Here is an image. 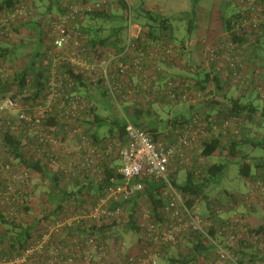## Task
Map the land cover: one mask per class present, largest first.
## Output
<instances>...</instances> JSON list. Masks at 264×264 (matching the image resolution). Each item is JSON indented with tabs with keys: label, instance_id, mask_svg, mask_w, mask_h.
Segmentation results:
<instances>
[{
	"label": "built area",
	"instance_id": "built-area-1",
	"mask_svg": "<svg viewBox=\"0 0 264 264\" xmlns=\"http://www.w3.org/2000/svg\"><path fill=\"white\" fill-rule=\"evenodd\" d=\"M112 1L64 0L61 12L42 15L27 0L0 7V48L16 49L23 45L22 39L33 43L18 62L0 55V212L28 223L34 221L30 214L37 216L36 221L47 214L34 210L37 199L32 193L38 175L28 164L98 186L107 179V166L115 169L108 180L111 185L88 207L65 204L57 216L40 225L26 248L14 251L3 246L0 264H158L173 248L188 252L185 245L192 242L209 248L197 258L198 264H264V217L252 225L238 212L240 206L259 207L264 216L261 173L246 179L245 195L227 203L211 200L206 218L188 206L186 195L171 179L187 169L199 179L208 166L200 155L203 145L216 139L225 145L242 139L256 121L228 107L222 113L200 110L184 126L171 125L172 136L161 135L155 141L135 126L126 110L161 100L175 108L210 104L219 97L216 79L228 92L231 86L238 88L239 97L264 98V68L255 56L264 46V0H236L238 9L230 24L223 23L221 30L203 37L199 56L189 59V77L173 71L185 63L176 44L164 35L147 38L130 5L122 51L101 47L93 52L79 23ZM242 38L250 43L240 46ZM33 61L44 73L40 91L36 72L24 83L16 77ZM67 70L81 76L93 92L96 88L106 91L107 103L124 125V136L95 139L86 131L85 120H93L89 113L99 102L78 92V83ZM196 72L209 76L205 90L190 79ZM4 135L23 142L26 163L13 158ZM149 183L160 187L162 204L158 211L141 204L134 217L137 239L129 252L127 241L111 234L121 223L130 222V205ZM26 207L32 210L25 213ZM227 211L235 215L223 218ZM0 230H4L1 224Z\"/></svg>",
	"mask_w": 264,
	"mask_h": 264
},
{
	"label": "trees",
	"instance_id": "trees-1",
	"mask_svg": "<svg viewBox=\"0 0 264 264\" xmlns=\"http://www.w3.org/2000/svg\"><path fill=\"white\" fill-rule=\"evenodd\" d=\"M18 1H24V0H0V7H3L4 5L7 6H13ZM32 1V0H27ZM85 1H91V0H85ZM52 2H58L59 5L62 4L58 0H53ZM114 6H118L119 8H123L125 15H117L113 13ZM129 9V6L126 2L123 0H113L111 3H109L102 11L97 12L90 16V19H93L94 21L97 19H103V20H121L122 22L126 21V13ZM48 11V10H47ZM51 10L49 9L48 12ZM44 14V13H43ZM145 15L149 18V23L144 24V35L149 38L153 39L157 36H167L170 40L173 41V38L169 36V32L172 30V22L171 19L162 15H156L152 11H145ZM184 17L188 15H183ZM181 16V19L184 18ZM232 16L226 17L223 19V23L225 25H229L231 22ZM83 22V21H82ZM82 22L80 21V26H82ZM84 33L88 36V44L90 49L93 52L97 51V48H105L106 50H111L114 52H121L123 49V41H124V34H125V25L113 28V31L111 34H109L106 37H101L98 33L102 32V29H97V31L92 32L90 28H87L83 24ZM195 26L193 23L189 24L188 32L191 34L195 30ZM93 36V37H91ZM97 36V38H96ZM22 43L26 40L22 39ZM174 42V41H173ZM240 46L242 45H248L250 42L248 41V38H242L240 41ZM175 43V42H174ZM176 44V43H175ZM176 46L180 49V52L182 56L185 58L184 67L192 68L191 64L189 63L190 59V53H189V46L190 43L186 42V40L181 41L179 44H176ZM17 47H24L17 46ZM0 55L6 58H9L14 52L15 49H3L0 48ZM40 48H37V55H39ZM257 52V51H256ZM256 59H264L260 58L255 55ZM259 63H264V61H261ZM36 62L33 61L30 67H26L22 69L19 72H16V77H19L21 79V83H24L26 78L29 77V75L32 74V72H36L37 74V80L38 83L36 84L37 91H40L41 88H43L44 84L42 82V79H44V73L43 71H38L35 68ZM198 70V69H197ZM67 73L70 74L71 77L74 78V80L78 83V92L81 94L86 95L90 99H93L96 102L95 107L93 108L92 112L89 113V118L93 120H85L86 124V131L91 134V136L95 139H101L105 136H112L116 135L117 133H120L122 136H124V125L122 121H120L119 117H117L116 112L111 106L107 105L106 97V91L101 88L95 89V92H93V89L90 85L87 84V82L79 75H76L73 71L67 70ZM194 80L198 87L201 90H205L207 84L209 83V76L201 73L196 72V76L193 78H190ZM217 83V94L219 97L217 99H214L210 104L201 105L199 107H205V111L209 110L208 112H215L218 111L219 113H222V109L228 107V109L233 113H246L247 116L251 121L258 122V113H261L262 116H264V110L262 112L259 111V108L255 107L252 102H246L243 103L241 101V98L245 97L246 95L242 94L241 97L235 98L232 96H229V92L225 90V87L223 83L219 79H216ZM4 88V87H3ZM2 88L0 89L1 92ZM38 93V92H37ZM103 98V99H102ZM100 99H102L100 101ZM98 100V101H97ZM166 102L164 100L160 101V104L163 105ZM172 104V103H171ZM198 107V108H199ZM103 108V111L101 112L100 109ZM194 108V107H185L183 106V109L185 112H179L177 113L173 118L168 119L167 121L161 120L155 109L154 105H147V106H139L135 108H127V112L132 120V122L135 124L136 127L141 128L148 134H150L155 141L159 140L161 135H166L167 138L172 136L173 132L170 130L171 125L173 127H182L184 126L191 118V116L199 112L201 109ZM110 111V116L107 115L105 112ZM191 113L190 117H187L188 113ZM113 113V114H112ZM170 130V132H169ZM165 136V137H166ZM164 137V138H165ZM163 138V139H164ZM4 140L6 143V146L9 147L11 154L14 159H22L23 163L25 160L24 155L22 153V144L23 142L20 141L19 138L15 136H9L4 135ZM261 143V142H260ZM257 143L252 139L250 136L246 137V135L242 139L234 140L231 143L225 145L220 139L213 140L212 142L205 143L202 147V151L200 153L201 157L207 160L210 157L213 156H223V154L226 155V157L229 158V161L232 162L236 158H238L239 162H241L240 167V173L245 179L254 178L256 176V173L253 174V165L257 168V173H261L262 176H264V158L261 159H251L248 155L244 154L241 150L242 146L250 144L252 147L261 145L264 147V143ZM228 164L223 163H216V164H208L207 168L204 170V173L202 176L197 179L195 177L194 171H191L190 169H187V179L186 182L179 183L177 180V174H172L171 179L173 181V184L180 190L184 192L187 199L188 206L195 211L197 204H200L201 202H205L207 206H209V203L211 201L210 195H209V186L213 183V181L221 174H223L227 168ZM28 167L32 168L34 171H36L38 178H41L43 182L48 183L50 190L45 192L47 194V197L42 196L36 198L37 204L35 205L34 210L41 211L42 209L44 211H47V214L43 213L39 215V219L36 221V215L30 214V217H32V220H34L32 223H28L26 220L21 219L20 222H16L14 220H11L9 217H7L5 214L0 212V224L3 226L4 230H0V249L4 246H8L10 249L16 250H23L28 245H30L34 238L38 235L39 227L43 222H46L53 216H57L65 207V204L73 203L76 207H88L89 204L94 200L100 197L107 187L111 185V183L108 181L111 176L114 175L115 169L114 167L107 166V179L105 183L101 186L96 185L93 181H82V180H69L64 179L60 174L56 172H52L49 169L41 167V165H33L28 164ZM158 188L156 184L149 183L147 189L145 192H143L139 198L134 200L129 208V213L131 216V220L129 223H121L119 225V229L116 232H119L120 230L124 232H138V227L136 226V222L134 221L135 214L137 213L138 209L141 208V204H149L150 207H153L156 211L161 207L162 201L159 199V193ZM38 189H41L40 184H36V187H34L33 195L36 197V192ZM23 210H25V213H29L32 209L30 207H26ZM43 215V217L40 219V217ZM107 228V227H106ZM110 228V227H108ZM105 232V230H103ZM123 238V237H122ZM189 251V256H192V259H179L175 257H170L165 255V257L169 258L170 264H188L190 261L196 260L198 257L203 256L208 250V247L203 246L201 243L195 244L192 242L191 244L185 245ZM164 257V258H165Z\"/></svg>",
	"mask_w": 264,
	"mask_h": 264
},
{
	"label": "rangeland",
	"instance_id": "rangeland-1",
	"mask_svg": "<svg viewBox=\"0 0 264 264\" xmlns=\"http://www.w3.org/2000/svg\"><path fill=\"white\" fill-rule=\"evenodd\" d=\"M52 1L53 0H32V2H34V5L36 6L39 12V15H42L43 13L57 14L61 12V7L59 3ZM58 1L61 3L63 0H58ZM123 1L131 6L135 18L143 25L149 23V18L145 15L146 10L147 11L151 10L156 15L159 14L170 18L172 22V30L169 32V36L173 38V41L176 44H179L183 40H187L190 43H191L190 40H192V42L195 43V38L198 35L203 34L202 31L203 28L205 26L208 27L211 16H214L217 10H221L223 12L226 11V9L231 8V6L237 7L236 0H233L234 3L232 2L229 3L228 5L226 4L230 2V0H123ZM49 9L51 10L50 12H48ZM185 12L189 13L188 16L186 17L183 16L184 18L181 19V14ZM113 13L121 16L125 15L123 8H119L118 6H114ZM219 15H220V11H219ZM190 23H193L194 26L196 27L195 31L191 34L188 32V27ZM123 25H125V22H122L121 20L109 21V20L97 19L94 21L93 19H90V17L86 22V27L90 28L92 32H94L95 30L97 31V29L100 30L102 29V32L98 33L101 37L108 36L109 34L112 33L113 28H118ZM26 41L27 44H23L24 47H17L15 49V52L11 56H9L8 60L10 61L13 60L12 63H15L18 62L17 60H23L24 57L27 54H29V52L33 49L32 48L33 43L29 42L31 40H26ZM258 56H260V58L263 57L262 50L258 51ZM261 67L264 68V63H262ZM229 96L238 98L240 96V92L238 88L231 86L229 88ZM241 101L243 103L252 102L255 107L259 108L260 112L264 110V98H260L259 96L254 95L253 97H248V95H246L245 97L241 98ZM107 105L109 104L107 103ZM154 109L158 117L164 121L173 118L177 113H179V110H176L177 108H175L173 104L168 102H166L163 105L156 104L154 105ZM100 111L102 112L103 108H101ZM110 111L111 109L105 113L110 116ZM186 114L187 117L191 116L189 109H188V113ZM257 119H258L257 124L255 125L254 128H252L254 133L250 136L252 139H254V141L256 140V138H258V140L261 139L264 140V116H262L261 113H258ZM241 150L251 159L264 158V147L261 145L252 147L250 144H248L242 146ZM225 154H223V156L215 155L206 160L208 164L211 163L228 164L225 172L219 175L209 186L208 193L210 195L211 200L223 201L228 197L227 195L228 193L240 197L247 193L246 179L240 173L241 162L238 161L239 160L238 158L230 162L229 158L226 157ZM255 169L256 168L253 165V171ZM187 176L188 174L186 170L180 171L177 176L178 182L184 184L186 182ZM38 183L40 184L41 189L37 190L36 198L39 199V197L42 196L47 197V194L45 192L50 190L48 183L43 182L41 178H38L36 180V184ZM208 208L209 207H207V204L203 201L200 204H197L195 213L202 216L206 210L208 211ZM111 236H115L119 238L123 237V239L127 241L128 247L131 244H133V242L137 239L136 233L133 232L126 233L122 230L111 234ZM168 256L169 258L170 257H175L179 259L188 258L189 260L193 258L192 256H189L188 252L185 251V249L183 248L171 249L168 252ZM169 258L165 257L159 259L158 264H170ZM188 264H198V261L196 259L192 262L190 261V263Z\"/></svg>",
	"mask_w": 264,
	"mask_h": 264
},
{
	"label": "crops",
	"instance_id": "crops-1",
	"mask_svg": "<svg viewBox=\"0 0 264 264\" xmlns=\"http://www.w3.org/2000/svg\"><path fill=\"white\" fill-rule=\"evenodd\" d=\"M232 2H233V0H230V2H228L226 5H228L229 3H232ZM226 5H225V7H226ZM60 7H61V11H62V8H63L62 4L60 5ZM237 9H238V7H232L231 6V8H228V9H226V11H223V12L221 10H217L215 12L214 16H211V19H210V22L208 24V27L204 25L205 27L202 30L203 31V34L202 35H198L195 38V43H193L192 40H190L191 43L186 40V42H189L190 43V50H191L190 51L191 52L190 53V58H192L193 60H196V58L199 56V51L201 50V44H202L201 41H202V38L205 37L206 35L207 36H211L215 32H218L219 30H221L222 25H223V19L226 18V17L232 16L234 13H236ZM148 11H151V10H148ZM219 11H220V15H219ZM188 14H189L188 12H185V13L181 14V16L188 15ZM87 20H88V18H86L85 20H83V22L81 21L83 28H84L83 24L86 26ZM91 37H93V36H91ZM96 38H97V36H96ZM258 49L259 50H262V52L264 53V46L263 45H260V47ZM261 61H264V59L260 60V62ZM257 63L259 65V67L262 66V63L261 64L259 62H257ZM173 71H174V73L177 76H180V77H189V76H192L189 73V71L187 70V68L184 67V66L176 67V68H174ZM248 97H252V96H248ZM198 109H201V110H204L205 111L206 108L202 106V107H199ZM176 110H179V112H185V110L183 109V106L182 107H178ZM253 133L254 132H253L252 128H250L249 130H247L246 137L251 136ZM261 140H258V138H256L255 142H257V143H260V142L264 143V140L263 139H261ZM257 171L258 170L256 168L253 171L254 172L253 174L257 173ZM227 195H228V197L225 200H223V201L222 200H218V201L221 202V203H227V202H230L234 198H239L240 197V196H234L233 194L231 195L229 193ZM238 212L241 213L242 215H244V217L247 218L252 225H258L259 223H261V221H262V219L264 217L263 216V211L260 210L259 207H257L256 209H253V210H249V209H247L244 206H240L239 209H238ZM233 215H235V212L234 211H227L222 217L223 218H229V217H232ZM202 216L204 218L208 217L209 216V212L206 210L203 213ZM135 241L133 242V244H131L129 246V249H128L129 252L132 250V248H134Z\"/></svg>",
	"mask_w": 264,
	"mask_h": 264
}]
</instances>
